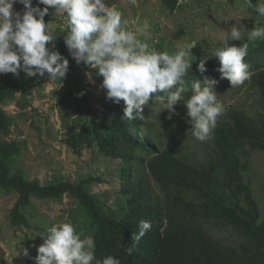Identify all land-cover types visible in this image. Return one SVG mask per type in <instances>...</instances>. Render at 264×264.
<instances>
[{
  "label": "trees",
  "instance_id": "obj_1",
  "mask_svg": "<svg viewBox=\"0 0 264 264\" xmlns=\"http://www.w3.org/2000/svg\"><path fill=\"white\" fill-rule=\"evenodd\" d=\"M257 2L253 0L254 4ZM36 3L33 0V6ZM163 3L174 11L179 0ZM248 9L256 14L254 9ZM49 21L47 15L45 22ZM67 31L68 28H57L55 40L48 47L69 61V92L85 96L80 64H76L64 42ZM248 44L245 61L252 75L243 85L256 90L264 109V40ZM201 58L192 60V68L185 77V97L191 95L192 82H202L205 76L218 81L216 92L231 86L227 79H221L217 70L221 65L216 57H204L209 58L207 71L201 74ZM47 80V74H0V190L18 194L11 210L13 226L30 227L25 213L33 200L61 204L69 197L77 203L82 217L76 231L82 238H93L96 260L114 256L121 264H264V220H260L252 181L245 179L251 154L264 153V114L257 118L245 110L229 107L217 120L205 156L191 161L174 148L161 147L156 129L168 110L155 100L156 94L144 106L143 120L123 119V101L104 105L110 123L103 125L94 116L92 129L98 149L122 163L120 194L124 203L122 215L116 217L103 213L99 195L90 191L91 185L101 182L99 178H83L77 184H42L31 180L18 165L22 144L7 139L14 119L4 105L21 96L22 102L17 106L23 107L31 89ZM184 107L182 102L176 105V109ZM67 136L74 138L72 130H68ZM151 183L156 186L154 190ZM142 220L151 221L152 229L137 244L132 235L138 233ZM134 244L133 254L127 255L126 248ZM0 264L11 263L0 253Z\"/></svg>",
  "mask_w": 264,
  "mask_h": 264
},
{
  "label": "rangeland",
  "instance_id": "obj_2",
  "mask_svg": "<svg viewBox=\"0 0 264 264\" xmlns=\"http://www.w3.org/2000/svg\"><path fill=\"white\" fill-rule=\"evenodd\" d=\"M108 6L122 12L128 21V30L147 26L150 38L146 42L150 48L171 54L179 45H194L192 60L200 56L214 57V50L223 47L224 31H230L235 23L240 22L249 29L264 26V18L251 13L245 0H179L174 11L163 0H108ZM22 9L23 5H14L15 11ZM48 15L54 31L68 28L63 19L56 18L54 9L50 8ZM139 38L144 40L143 36ZM245 42L251 41L245 36L241 41L228 43L232 46ZM82 63L79 66L85 96L69 92L66 76L60 83L47 80L36 84L23 107L17 106L19 101L22 102L21 96L4 105L5 111L14 119L7 139L22 144L18 165L31 180H39L42 184L60 181L77 184L83 178H99L101 182L91 185L90 191L99 195L103 213L120 217L124 203L120 194L122 163L106 157L98 149L92 129L95 117L101 119L103 125L110 123L104 105L114 102L107 99L106 92H99L103 77ZM217 94L225 110L229 107L245 110L257 118L264 114L258 93L246 85L222 88ZM176 111L179 115H173L171 119H168V111L164 113L156 129L161 147L174 148L184 158L199 161L205 156L206 145L208 150L212 144L213 135L205 142L195 139L187 122L190 118H187L186 107ZM68 130H72L74 138L67 136ZM245 179L252 181L262 221L264 153L251 154L250 170ZM151 184L154 190L156 186ZM155 191L160 193L156 188ZM17 199V193L0 190V253L11 264H35L37 249L43 243L39 237L41 233L64 222H71L76 227L82 218L77 203L69 197L61 204L33 200L25 213L30 227L13 226L11 210ZM25 248L29 250V256L23 255Z\"/></svg>",
  "mask_w": 264,
  "mask_h": 264
},
{
  "label": "clouds",
  "instance_id": "obj_3",
  "mask_svg": "<svg viewBox=\"0 0 264 264\" xmlns=\"http://www.w3.org/2000/svg\"><path fill=\"white\" fill-rule=\"evenodd\" d=\"M259 18H264V0H245ZM23 5L15 11L14 5ZM40 5H44L41 9ZM55 10L57 19L68 27L65 45L76 64L84 63L103 77L102 88L107 99L116 104L124 102L123 119L143 120L144 106L156 94L168 119L179 115L176 105L183 103L187 109V122L193 137L201 142L211 138L217 120L225 112L216 92L217 80L205 76L203 81L192 82L191 95L185 97L186 80L193 62L192 44H182L173 53L157 51L146 42L150 38L147 26L136 31L128 30V21L116 7H109L108 0H0V74L11 73L27 77H44L59 83L66 78L69 61L59 51L48 45L55 40L53 23H46L49 9ZM143 36L144 40L139 37ZM264 40V26L249 29L235 23L224 31L223 47L215 49L221 67V79H227L231 88L250 80L252 73L245 61L249 44L229 46V41ZM54 47V44H53ZM209 58L202 57L198 71L204 74ZM138 233L132 239L138 242L151 231V221H140ZM43 243L37 249L35 264H121L119 258L107 256L96 260L92 237L82 238L71 222L47 228L39 235ZM136 245L126 248L131 256ZM29 256V250L23 249Z\"/></svg>",
  "mask_w": 264,
  "mask_h": 264
},
{
  "label": "built area",
  "instance_id": "obj_4",
  "mask_svg": "<svg viewBox=\"0 0 264 264\" xmlns=\"http://www.w3.org/2000/svg\"><path fill=\"white\" fill-rule=\"evenodd\" d=\"M99 89L100 90H105V89L102 88V84L99 85Z\"/></svg>",
  "mask_w": 264,
  "mask_h": 264
}]
</instances>
